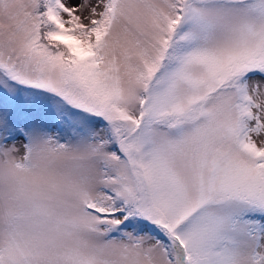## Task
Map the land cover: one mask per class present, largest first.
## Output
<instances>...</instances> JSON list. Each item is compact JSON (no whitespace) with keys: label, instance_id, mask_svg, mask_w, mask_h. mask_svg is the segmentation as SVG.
Returning a JSON list of instances; mask_svg holds the SVG:
<instances>
[{"label":"snow or ice","instance_id":"6c2138e0","mask_svg":"<svg viewBox=\"0 0 264 264\" xmlns=\"http://www.w3.org/2000/svg\"><path fill=\"white\" fill-rule=\"evenodd\" d=\"M0 264H264V0H0Z\"/></svg>","mask_w":264,"mask_h":264}]
</instances>
